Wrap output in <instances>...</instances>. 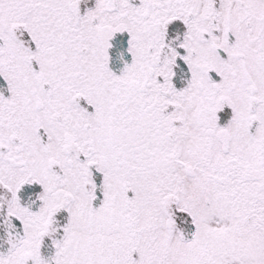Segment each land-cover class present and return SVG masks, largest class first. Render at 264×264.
<instances>
[{"label": "snow or ice", "instance_id": "6c2138e0", "mask_svg": "<svg viewBox=\"0 0 264 264\" xmlns=\"http://www.w3.org/2000/svg\"><path fill=\"white\" fill-rule=\"evenodd\" d=\"M0 264H264V0H0Z\"/></svg>", "mask_w": 264, "mask_h": 264}]
</instances>
